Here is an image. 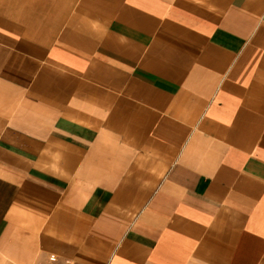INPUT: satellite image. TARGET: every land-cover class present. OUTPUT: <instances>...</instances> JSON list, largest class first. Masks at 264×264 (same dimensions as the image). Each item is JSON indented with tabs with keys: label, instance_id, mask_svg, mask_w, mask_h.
I'll return each instance as SVG.
<instances>
[{
	"label": "crops",
	"instance_id": "0c3cea01",
	"mask_svg": "<svg viewBox=\"0 0 264 264\" xmlns=\"http://www.w3.org/2000/svg\"><path fill=\"white\" fill-rule=\"evenodd\" d=\"M0 264H264V0H0Z\"/></svg>",
	"mask_w": 264,
	"mask_h": 264
}]
</instances>
